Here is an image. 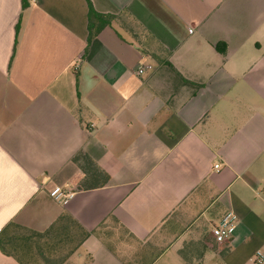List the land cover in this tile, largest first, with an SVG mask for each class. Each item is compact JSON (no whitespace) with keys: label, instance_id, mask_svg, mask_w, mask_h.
<instances>
[{"label":"crops","instance_id":"obj_1","mask_svg":"<svg viewBox=\"0 0 264 264\" xmlns=\"http://www.w3.org/2000/svg\"><path fill=\"white\" fill-rule=\"evenodd\" d=\"M25 1L0 0V231L67 213L90 234L63 264H257L264 0H89L132 17L169 65L117 25L88 42L86 0ZM0 264L19 263L0 251Z\"/></svg>","mask_w":264,"mask_h":264},{"label":"trees","instance_id":"obj_2","mask_svg":"<svg viewBox=\"0 0 264 264\" xmlns=\"http://www.w3.org/2000/svg\"><path fill=\"white\" fill-rule=\"evenodd\" d=\"M86 1L88 5V42L95 38L103 28L117 25L121 31L138 43L140 50L148 51L151 49V57L157 63L169 65L167 61L169 52L127 13L121 11L116 15L100 14L94 11L89 0ZM26 6L27 3L23 0L22 8ZM73 160L75 162L81 160L85 165L83 170L95 176L100 182L99 184L107 181V176L99 171L87 155L79 154ZM89 234L67 213L59 215L43 232H36L15 223H9L0 231V251L6 256L13 257L19 264H32L35 257L38 256L46 261L53 254H57L54 257L57 259L53 260L54 264H63L69 256L77 251ZM41 240H44L45 245L51 247L47 254L38 246V242ZM55 247L60 249L53 250Z\"/></svg>","mask_w":264,"mask_h":264},{"label":"built area","instance_id":"obj_3","mask_svg":"<svg viewBox=\"0 0 264 264\" xmlns=\"http://www.w3.org/2000/svg\"><path fill=\"white\" fill-rule=\"evenodd\" d=\"M147 67H142L137 70V74L141 75ZM214 168H218V165H215ZM49 196L56 202L66 203L72 196L68 191L61 189L60 187H55L50 191ZM237 222V215L232 211H226L218 223L214 225L211 229V235L214 239V242L217 244H224L229 241L231 235L235 230V225ZM255 261L257 264H262L264 262V255L261 252L256 253Z\"/></svg>","mask_w":264,"mask_h":264},{"label":"rangeland","instance_id":"obj_4","mask_svg":"<svg viewBox=\"0 0 264 264\" xmlns=\"http://www.w3.org/2000/svg\"><path fill=\"white\" fill-rule=\"evenodd\" d=\"M38 246L41 247L42 251L45 252V254L48 253V250H51V247L49 245H45L44 240L39 241ZM58 249H60V248L55 247L53 250H58ZM55 255H57V254H53V256H50L51 258L47 259L46 261H43L39 256L35 257L32 264H54L53 260L57 259V258H54Z\"/></svg>","mask_w":264,"mask_h":264}]
</instances>
